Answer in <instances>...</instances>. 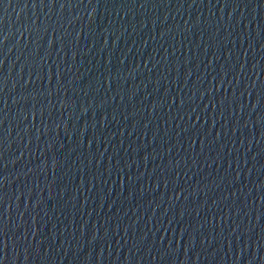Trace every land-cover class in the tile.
<instances>
[{
    "label": "water",
    "instance_id": "95a60500",
    "mask_svg": "<svg viewBox=\"0 0 264 264\" xmlns=\"http://www.w3.org/2000/svg\"><path fill=\"white\" fill-rule=\"evenodd\" d=\"M0 264H264V0H0Z\"/></svg>",
    "mask_w": 264,
    "mask_h": 264
}]
</instances>
